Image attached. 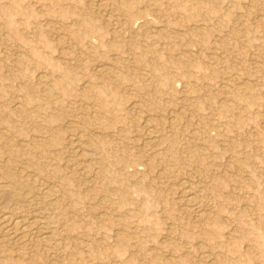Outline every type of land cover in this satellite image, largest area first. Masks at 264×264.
Listing matches in <instances>:
<instances>
[{
  "label": "rangeland",
  "instance_id": "374dc122",
  "mask_svg": "<svg viewBox=\"0 0 264 264\" xmlns=\"http://www.w3.org/2000/svg\"><path fill=\"white\" fill-rule=\"evenodd\" d=\"M0 165V264H264V0H0Z\"/></svg>",
  "mask_w": 264,
  "mask_h": 264
},
{
  "label": "bare ground",
  "instance_id": "6f19581e",
  "mask_svg": "<svg viewBox=\"0 0 264 264\" xmlns=\"http://www.w3.org/2000/svg\"><path fill=\"white\" fill-rule=\"evenodd\" d=\"M199 11V10H198ZM193 12V11H192ZM191 12V14H193ZM198 13V12H197ZM196 14V13H194ZM190 14H188L189 16ZM201 14H199L200 16ZM193 16V15H192ZM191 16V17H192ZM196 16V15H195ZM198 16V17H199ZM197 17V18H198ZM190 18V17H189ZM194 20V19H193ZM113 21V20H112ZM196 26V25H195ZM136 33V32H135ZM64 35V34H63ZM63 37V36H62ZM17 44V43H16ZM80 51V50H79ZM208 54V53H207ZM184 61V60H183ZM104 65V64H103ZM100 67V66H99ZM108 67V66H107ZM107 67H101V71H107ZM98 69V68H97ZM110 69V68H109ZM109 71V70H108ZM99 72V71H98ZM226 87V86H225ZM138 109V108H137ZM72 121V120H71ZM147 120H145L146 122ZM64 127V126H63ZM151 128V127H150ZM149 128V129H150ZM148 129V128H147ZM148 131V130H147ZM149 134V132H147ZM147 134V135H148ZM101 135V134H100ZM37 137V136H36ZM150 139V138H149ZM146 140V139H145ZM23 141V140H22ZM74 141V140H73ZM141 145V144H140ZM74 149V148H73ZM24 151V149H22ZM90 152V151H89ZM75 157V156H74ZM41 165V164H40ZM1 166V165H0ZM28 166V165H27ZM19 168V167H18ZM38 168H41L39 166ZM2 169V168H0ZM9 169V168H8ZM13 169V168H12ZM42 169V168H41ZM9 171V170H6ZM13 173V172H10ZM15 173V172H14ZM13 173V174H14ZM4 174V173H3ZM0 171V194L3 192H6V190H11L13 192L12 196L9 197L6 201L3 200V203L0 202V237L1 241L5 242L4 244L9 245V244H17L18 242H21L24 238H26L29 235V232L26 228V222L25 219L22 218V216L18 212V206L17 202L21 199V195L18 192V185L23 183V179L19 175H14L12 181H7L4 179L5 178ZM85 174V173H84ZM8 175V174H7ZM10 176V174H9ZM24 176V175H22ZM29 177V176H28ZM36 177V175H35ZM11 178V177H10ZM38 178V177H37ZM41 178V177H40ZM22 179V180H21ZM86 179V178H85ZM27 181V179H25ZM30 181L34 186H37L39 190L41 191V196L43 198L49 196V189L45 188L42 186L40 183V180L38 181L37 179L28 180ZM187 182V181H186ZM25 183V182H24ZM30 184V183H28ZM44 184V183H43ZM26 185V184H25ZM36 187V188H37ZM37 188V189H38ZM27 190V189H26ZM180 191L181 195L184 197L185 204H191L194 202V198L190 194V188L186 186L185 183L181 182L180 184ZM9 193V191H8ZM21 193V192H20ZM38 194V193H37ZM8 195V194H5ZM51 195V194H50ZM7 198V197H5ZM5 201V202H4ZM199 214V213H198ZM48 216V215H47ZM196 221V220H195ZM44 227L39 226L38 227V234L36 237V243L41 244L43 241H45V238L47 237L45 235V231L43 230ZM45 229V228H44ZM47 234V233H46ZM48 239V238H47ZM85 241V240H84ZM23 242V241H22ZM21 242V243H22ZM205 245V244H204ZM45 247V246H44ZM80 247V246H79ZM30 253V251H29ZM168 256V255H167ZM172 256V255H171ZM49 257V256H48ZM212 259V258H211ZM214 261V260H213ZM256 264V263H255Z\"/></svg>",
  "mask_w": 264,
  "mask_h": 264
}]
</instances>
